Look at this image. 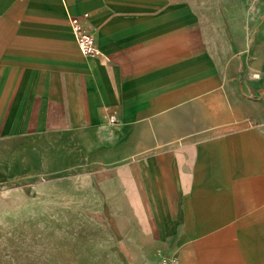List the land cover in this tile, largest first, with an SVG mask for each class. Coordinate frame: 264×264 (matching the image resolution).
I'll use <instances>...</instances> for the list:
<instances>
[{"label": "crops", "instance_id": "1", "mask_svg": "<svg viewBox=\"0 0 264 264\" xmlns=\"http://www.w3.org/2000/svg\"><path fill=\"white\" fill-rule=\"evenodd\" d=\"M0 18V138L87 147L129 125L126 171L97 177L155 211L175 246L150 259L264 264V0H0Z\"/></svg>", "mask_w": 264, "mask_h": 264}, {"label": "rangeland", "instance_id": "2", "mask_svg": "<svg viewBox=\"0 0 264 264\" xmlns=\"http://www.w3.org/2000/svg\"><path fill=\"white\" fill-rule=\"evenodd\" d=\"M1 37L5 46L15 38ZM5 46L1 56L10 52ZM129 127L113 125L87 147L0 138V264H146L156 250L174 248L156 242L155 211L131 201L129 186L113 189L102 180V187L97 177L98 168L101 176L126 171Z\"/></svg>", "mask_w": 264, "mask_h": 264}, {"label": "built area", "instance_id": "3", "mask_svg": "<svg viewBox=\"0 0 264 264\" xmlns=\"http://www.w3.org/2000/svg\"><path fill=\"white\" fill-rule=\"evenodd\" d=\"M68 21L80 51L90 56L97 55L99 47L95 35L85 27L83 18L77 15H70ZM107 120L112 124L117 121L114 114L108 115ZM177 257L176 253L158 252L156 256L150 259L146 264H180Z\"/></svg>", "mask_w": 264, "mask_h": 264}]
</instances>
